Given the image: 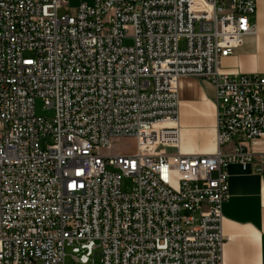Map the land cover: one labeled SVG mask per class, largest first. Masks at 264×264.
<instances>
[{
  "label": "built area",
  "instance_id": "built-area-1",
  "mask_svg": "<svg viewBox=\"0 0 264 264\" xmlns=\"http://www.w3.org/2000/svg\"><path fill=\"white\" fill-rule=\"evenodd\" d=\"M66 1L0 0V264H64L66 248L80 264H223L227 166L264 174V75L220 72L256 35V0L58 16ZM184 77L215 90L216 154L178 151ZM124 139L136 152L110 153Z\"/></svg>",
  "mask_w": 264,
  "mask_h": 264
},
{
  "label": "crops",
  "instance_id": "crops-1",
  "mask_svg": "<svg viewBox=\"0 0 264 264\" xmlns=\"http://www.w3.org/2000/svg\"><path fill=\"white\" fill-rule=\"evenodd\" d=\"M256 35L220 61L221 74L264 75V0H256L249 17ZM179 148L181 155L217 153L216 93L208 82L178 81ZM264 151V141L253 143ZM230 150V149H228ZM228 197L222 204L223 264H264V174L234 163L227 166Z\"/></svg>",
  "mask_w": 264,
  "mask_h": 264
},
{
  "label": "rangeland",
  "instance_id": "rangeland-1",
  "mask_svg": "<svg viewBox=\"0 0 264 264\" xmlns=\"http://www.w3.org/2000/svg\"><path fill=\"white\" fill-rule=\"evenodd\" d=\"M67 6H62L58 10V16H74L76 14L77 7L82 4L86 3L88 5L92 4V0H67ZM123 44L125 46L132 45V41L129 39L124 40ZM180 48H183L184 42H180ZM197 79V78H194ZM34 113L36 117H40L43 119H46L48 121H52L54 118V110L52 108H47L43 104V102L40 99H36L34 102ZM136 152V143L134 140L131 139H124L120 140L118 142L113 143V146L111 148L110 153L112 154H125V155H131ZM129 183L125 182V189L128 188ZM175 187V186H174ZM73 255L71 254L70 248H66L65 250V259L64 264H80L73 260ZM92 264V263H90ZM95 264H99L98 257L95 258Z\"/></svg>",
  "mask_w": 264,
  "mask_h": 264
}]
</instances>
